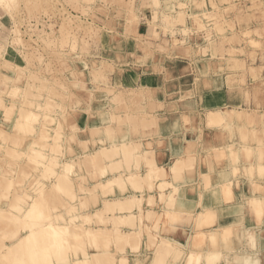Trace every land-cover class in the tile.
<instances>
[{
    "label": "bare ground",
    "instance_id": "bare-ground-1",
    "mask_svg": "<svg viewBox=\"0 0 264 264\" xmlns=\"http://www.w3.org/2000/svg\"><path fill=\"white\" fill-rule=\"evenodd\" d=\"M20 40L16 38V41ZM109 91L114 100H126L124 94L120 95L116 88L110 87ZM134 93L131 91L130 100L139 99L138 92ZM45 105L48 106V103ZM28 108L29 110L23 109L31 111ZM36 111L29 112L26 119L16 117L12 131L8 132L10 134L0 128V137H4L6 133L10 135L9 143L4 146L8 156L16 151L19 156L20 152L24 155V161L15 162L17 165L13 167L14 155L11 154L12 159H8L4 170L0 169V264H45L47 257H51L57 264H118L119 261L123 264L124 260H128L127 256L130 257L129 252L136 255L140 252L139 255H143L144 259L134 261V264H168L167 256L172 253L178 257L187 255L191 260L197 258V264H216L218 261L210 258L218 255L208 244L219 242L220 253L224 250L223 247L232 249V242L229 243L230 247L227 245L228 241H232L230 239L234 228L218 225L215 209L204 206L203 197L199 200V209L190 211L177 207V198L187 187L180 186L171 175L174 173L177 176L173 169L181 173L186 162L183 155L177 153L179 151L171 155L168 162L161 161V146L158 147L160 138L148 137V134L158 128L155 116L145 115L144 111L133 114L134 129H130L131 133L135 137L140 134L139 138L129 139V122L111 118L107 110H102L104 123L85 127L79 134L88 150L63 160H57L63 154L53 156L52 161L49 159L51 155L48 159L41 155L37 149L39 144L35 145L36 141L33 140L28 146L24 141L29 133L35 134V131L39 132L41 129L40 132L44 134L39 132L37 136H43L47 141L49 137L62 135L59 131L56 133L59 135L52 134L45 128L44 124L48 123L44 119L40 123H44L43 128L37 130L35 125L39 123L40 115L38 109ZM9 112L11 115L10 109ZM226 117L221 110L209 111L207 122L225 123ZM9 119L11 118L7 121ZM50 119L54 120L52 117ZM109 119L124 126L122 130L118 128L120 135L117 138L112 137V130H116L114 125L109 124ZM29 124L31 131L28 130ZM59 138L51 139V142L55 141L53 148L63 146L64 143H56ZM41 142L44 141L41 139ZM88 142L91 143V148L90 145L88 147ZM48 144L51 146L50 142ZM41 146L44 148V143ZM191 146L190 142L187 143L186 151ZM55 149L52 152L58 154L63 147L60 151ZM192 150L194 147L190 151ZM228 150H231L230 144L225 143L221 148L215 149V155L223 156ZM260 153L264 151L260 150ZM263 165L264 163L259 164V170L264 168ZM42 171H47L48 182L39 179L38 175ZM201 178L208 182L209 173H201ZM220 187L221 192L219 195L217 192V195L228 203L233 202L234 192L231 185L222 184ZM262 199L264 195L253 198L257 205ZM34 208L42 213L41 219L30 218L29 214ZM187 224L190 225L189 232L183 227ZM178 230L193 238L184 243L182 238L175 236ZM219 236L226 243L222 238L220 241ZM199 241L206 243L204 248ZM248 258L244 254L236 257L241 264ZM51 260L48 264H51Z\"/></svg>",
    "mask_w": 264,
    "mask_h": 264
},
{
    "label": "crops",
    "instance_id": "crops-1",
    "mask_svg": "<svg viewBox=\"0 0 264 264\" xmlns=\"http://www.w3.org/2000/svg\"><path fill=\"white\" fill-rule=\"evenodd\" d=\"M145 1L148 6L140 12L145 26L138 30L147 36L150 28L155 26L159 38L152 37L154 42L149 45L148 40L136 42L134 37L125 36L122 31L118 34L125 36L124 49L117 53L114 50L120 49L106 43L102 52L108 56L107 61L114 62V69L108 71L107 86L122 90L134 88L140 94V111L157 117L158 128L148 137L160 138L161 161L168 162L177 151L183 155L186 164L179 173V179L174 173L171 175L176 183L187 187L182 195L179 194L177 207L190 211L199 209V200L203 197L204 206L215 209L218 225L234 228L232 241H228L227 245L230 247L232 244V249L223 247L221 257L228 255L229 259L237 261L236 257L244 254L261 259L264 225L248 202L264 195V184L260 183L261 170L258 168L260 163H264V153H260V150L264 151V70L261 69L264 61L259 59L262 52L250 58L249 52L256 49L242 37L245 31H250L251 38L259 39L256 32L259 24H263L262 13L250 10L246 16L241 12L228 16L224 13L223 0H158L159 7L153 0ZM179 1L185 2L188 8L185 23H177L165 31L162 19L167 12L166 2L174 5L176 11L175 4ZM243 1L235 0L234 3L243 7ZM213 2L217 5H212ZM201 6L202 10L198 11ZM204 8L209 12L219 9L224 13L222 19L226 22L233 20L234 27H226L219 34L212 29L214 38L206 39L211 23L205 22L202 17ZM156 14L160 20L157 24L154 22ZM196 16L206 23L205 29L195 26ZM246 17L249 24L241 21ZM191 37H199L201 42H192ZM106 93L97 94L99 103L96 106L105 108L111 116L105 107L110 97ZM102 98L106 100L101 103L99 99ZM213 110L226 114L223 125L208 124V112ZM93 118L98 117L94 115ZM189 142L194 150L187 152L185 147ZM225 143L230 144L231 150L223 156H216L215 149ZM205 172L209 173L208 182L201 180V173ZM222 184L231 185L233 202L228 203L218 196ZM189 226H183L187 232ZM175 236L182 238L184 243L193 238L183 234L182 230L176 231ZM253 241L255 250L252 248ZM180 260L172 264H188L184 259ZM130 261L133 263L134 259Z\"/></svg>",
    "mask_w": 264,
    "mask_h": 264
},
{
    "label": "rangeland",
    "instance_id": "rangeland-1",
    "mask_svg": "<svg viewBox=\"0 0 264 264\" xmlns=\"http://www.w3.org/2000/svg\"><path fill=\"white\" fill-rule=\"evenodd\" d=\"M234 1L235 0H223L226 8L224 9V13L226 15L234 16L240 12L245 15L247 11L250 12V10H253L255 13H262L261 15L264 18V0H244L242 4L243 7H238L235 5ZM154 3L156 7L160 6L158 0H154ZM166 3L167 12L162 19L165 24L163 25L165 31L177 23H185L184 16H186V10L188 9L186 3L183 1H179V3L175 4L177 8L176 11L174 5H170V2ZM212 5L216 6L217 4L213 2ZM147 6L148 2L145 0H25V5L17 13L16 21H14L11 15L0 17V26H2L0 27V128L5 129L7 133L11 132L13 121L16 117H18V119L21 117L26 119L29 112L33 111L34 113L37 112L36 110L38 109L40 121L35 125L37 130L43 128V122L45 121V123H48L44 124L46 126L45 128L52 134H56L59 131L58 133L62 135L58 137L55 135L49 137L48 141L51 143L50 146L47 138L43 139L44 137L42 135L44 133L40 132L42 131L41 129L39 132L42 133V135H40L43 138H40L39 135L37 136L39 132L35 131V134L34 132L32 134L29 133V136L25 137V144L28 146L33 140L34 142L36 141L37 144L35 145L37 146L39 144L38 147L41 148L39 149L37 147L41 155H45L47 159L51 155L52 157L49 159L52 161L54 160L53 156L55 157L60 154L63 155H60V158L57 156V160L72 158L76 154L84 153L88 150L87 148L85 149L86 145L83 143L82 136L79 135L81 130L85 127L104 123L101 115L103 113L102 110L106 109L96 106V103H99L96 96L98 93L107 92L106 94L110 97L105 107L109 109L111 118L124 119V122H129L127 123V127L129 126L134 129V123L132 122L134 119L133 114L136 115L137 112L141 110V106L139 107V102H141V100H130L131 91L135 93L137 91L134 88H130L129 90L121 89V91L117 89L120 95L124 94L126 97L124 102L114 100L113 97L111 98L109 91L110 86H107L109 82L108 71L114 69V62L107 61L106 58L108 56L102 52L104 50L102 47L108 43L120 49L114 50L115 53L121 52V50L124 49V37L127 35L134 37V41L136 39V42L138 40H148L149 45H152V42H154L153 38H159L156 27L152 26L147 36L140 33L143 31L138 30L145 26V24H142L143 20L140 18V12ZM201 10L202 6L199 7L198 11ZM172 13L174 15H172ZM224 13L219 12V9L218 11L213 10L209 12L204 8L202 17H204L203 19H205V22L211 23V28H207L206 31L208 32L205 35L206 39L211 40L214 38V30L212 31V29H216V33L219 34L224 32L226 27H234L233 20L226 22V20L222 19ZM154 18V22L157 24L160 21L158 20L157 14ZM241 21L244 22L243 24H249V22H247V17ZM205 22L199 18V16L195 17V26L200 30L205 29ZM262 22L263 24H259L260 27L256 32V35L259 36L258 40L251 38L252 32L250 31H245L242 38L245 42L249 41L248 43L257 50L249 52L248 55L250 58L253 59L255 56H258V52H262V54L259 55V59L264 61V20ZM122 31L126 33L125 36L118 34ZM17 37L18 40H21L16 41ZM198 40L199 37L191 39L192 42L196 43ZM199 42L201 41L199 40ZM258 49L260 51H258ZM243 53L246 54L245 51H243ZM109 56L112 57L110 54ZM118 58L121 59V55H118ZM116 63L118 64L119 62L117 61ZM85 65H87V67H85ZM261 69L264 70V67ZM102 73H104L103 76ZM244 74H246V72H244ZM105 100H103V98L99 99L101 103ZM47 103L48 106L45 105ZM28 107H30L31 110L29 112L27 111L29 110ZM23 108L27 109L25 110L28 114H26L27 112ZM9 109L12 111L11 115H9ZM64 114H66V116ZM44 115L48 116L44 117ZM94 115L98 118H93ZM145 115H147V113ZM51 117L54 118V120L50 119ZM8 118L11 119L7 121ZM155 119L158 123L156 116ZM41 120L43 121L42 125L40 124ZM109 124L114 125L116 131L112 130V133L114 132L112 137L114 138L116 136L117 138L118 135H120L118 128L122 130L124 126L117 124L116 121H110ZM215 124L223 125L224 123H209V125L216 126ZM7 133L4 137H0V169H2V171L12 155H14L12 156L14 158L13 167L16 163H19L20 160L24 161V155H21L22 153L20 152L19 156V153L15 150L16 153L14 149H10V151L12 150L16 154L10 153L8 156V152L4 148L5 144L9 143L8 141L10 138V135H7ZM32 135L37 137L35 138V136ZM138 135L136 136L138 137ZM54 137H60L59 140H56V143L58 142L57 144L64 143L62 144L63 149H60L62 147L55 146L57 149L59 147L61 151L55 149V147L53 148L52 144L55 145V141H53ZM128 137L129 139L137 138L131 131L128 133ZM26 139L29 141L27 142ZM41 139L44 142H41ZM51 139H53L52 142ZM41 143H44V148L41 146ZM82 143L84 146H82ZM87 144L89 147L91 143L88 142ZM47 146L49 147L47 148ZM89 148H91V145ZM192 148L191 146L190 150ZM53 149L60 152L56 154L55 151L52 152ZM69 149L71 151H69ZM17 155L19 158H17ZM18 165L22 166L20 164ZM16 168H18V166ZM38 176L42 181L48 182L47 180H49L47 171H42ZM221 238L222 237L219 236L220 241L223 239ZM199 244L204 248L206 243L204 241H199ZM144 245L145 243L143 246ZM219 246V242H211L208 244V247L212 248L215 254L221 256L222 254L220 253ZM129 254L130 257H128V255V260L126 259L128 262L124 260L125 263L123 262V264H134L144 259L143 255H139L140 252L137 253L138 255L133 252H129ZM131 254L133 255L131 256ZM138 256L142 257L139 258ZM135 258V262L133 261V263H131L130 260ZM167 258L168 264L171 262L175 263L178 260L181 261L180 259H186L185 261L188 264L198 263L197 258L191 260L187 255L178 257V255L172 253L170 256H167ZM200 262L202 263V261ZM118 264L122 263L119 261Z\"/></svg>",
    "mask_w": 264,
    "mask_h": 264
},
{
    "label": "clouds",
    "instance_id": "clouds-1",
    "mask_svg": "<svg viewBox=\"0 0 264 264\" xmlns=\"http://www.w3.org/2000/svg\"><path fill=\"white\" fill-rule=\"evenodd\" d=\"M25 5V0H0V17L4 15L13 16L14 21L17 20V13L22 9ZM2 27V26H0ZM252 248L256 249V244H252ZM262 258L256 259L255 256L249 257L244 260L242 264H264V249H261ZM213 261H218L219 264H237L239 261H233L229 259L228 255H224L223 257H213L210 258ZM241 264V262H239Z\"/></svg>",
    "mask_w": 264,
    "mask_h": 264
},
{
    "label": "snow or ice",
    "instance_id": "snow-or-ice-1",
    "mask_svg": "<svg viewBox=\"0 0 264 264\" xmlns=\"http://www.w3.org/2000/svg\"><path fill=\"white\" fill-rule=\"evenodd\" d=\"M85 67H87V65H85ZM22 130H23V128H22ZM28 130L31 131V124L28 125ZM173 171L177 172V179H179V173H178L177 169H173ZM260 183L264 184V168H262L261 172H260ZM248 203H249V206H251L253 208V210L256 211V214L259 217L261 224L264 225V199H262L260 201L259 205H257V202L255 200H251ZM29 216H30V218H34V219H41L42 213L38 212L34 208L33 212H31L29 214ZM249 239L251 240V237H249ZM254 243L255 242L253 241L252 244H254ZM49 260H51V257L46 258L45 264H48ZM51 264H57V262L55 260H51ZM237 264H239V262H237Z\"/></svg>",
    "mask_w": 264,
    "mask_h": 264
}]
</instances>
